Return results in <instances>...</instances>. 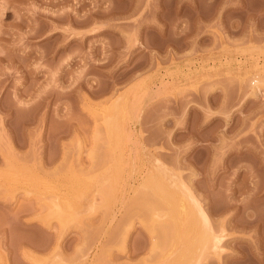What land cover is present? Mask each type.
<instances>
[{"label": "rangeland", "instance_id": "rangeland-1", "mask_svg": "<svg viewBox=\"0 0 264 264\" xmlns=\"http://www.w3.org/2000/svg\"><path fill=\"white\" fill-rule=\"evenodd\" d=\"M0 264H264V0H0Z\"/></svg>", "mask_w": 264, "mask_h": 264}, {"label": "bare ground", "instance_id": "bare-ground-1", "mask_svg": "<svg viewBox=\"0 0 264 264\" xmlns=\"http://www.w3.org/2000/svg\"><path fill=\"white\" fill-rule=\"evenodd\" d=\"M53 205V204H52ZM206 220V222H207V219H205Z\"/></svg>", "mask_w": 264, "mask_h": 264}]
</instances>
